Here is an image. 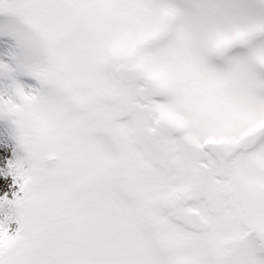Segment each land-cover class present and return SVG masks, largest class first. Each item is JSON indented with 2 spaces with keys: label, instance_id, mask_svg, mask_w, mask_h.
<instances>
[{
  "label": "snow or ice",
  "instance_id": "6c2138e0",
  "mask_svg": "<svg viewBox=\"0 0 264 264\" xmlns=\"http://www.w3.org/2000/svg\"><path fill=\"white\" fill-rule=\"evenodd\" d=\"M0 264H264V0H0Z\"/></svg>",
  "mask_w": 264,
  "mask_h": 264
}]
</instances>
